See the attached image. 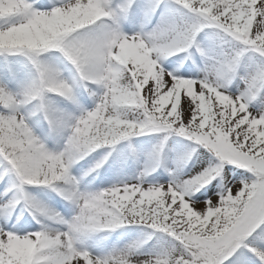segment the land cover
I'll return each mask as SVG.
<instances>
[{
    "label": "snow or ice",
    "instance_id": "snow-or-ice-1",
    "mask_svg": "<svg viewBox=\"0 0 264 264\" xmlns=\"http://www.w3.org/2000/svg\"><path fill=\"white\" fill-rule=\"evenodd\" d=\"M161 2L150 0L146 14L154 13ZM134 3L127 0L120 12L126 13ZM174 3L193 14L190 21L177 20L175 12H169L146 36H127L102 23L116 15L107 0H68L50 10H39L29 0H0V21L7 24L0 28V52L60 50L84 80L105 89L96 108L70 126L64 151L54 154L34 137L24 118L14 114L17 98L0 88V107L12 110L0 114V156L21 184H74L69 174L72 162L145 129L174 128L218 158L215 166L187 180L183 189L134 184L90 195L68 192L67 198L75 200L80 209L68 232L18 235L0 229V264H135L127 256L93 257L73 243L75 234L111 230L126 223L147 224L178 242L167 258H150L143 264H225L234 255L233 264H264V115L253 116L240 97L222 93L207 80L174 78L158 63L160 57L187 51L199 32L211 27L218 30L209 36L213 47L208 51L198 47V51L211 61V74L235 76L243 52L251 50L264 57V0ZM84 15L90 19L77 25ZM14 17L22 19L8 23ZM233 41L246 47L236 49ZM33 61L40 79L25 97H40L46 90L71 99L72 90L59 79L57 70L35 56ZM241 79L246 92L264 89V65ZM125 109L142 110L144 118H124ZM45 115L50 124L56 122L47 107ZM225 162L246 169L253 179L242 182L235 194L228 189L218 202L206 200L199 208L185 199L189 188L198 189L220 176ZM10 206L11 202L0 205ZM32 207L55 218L38 204Z\"/></svg>",
    "mask_w": 264,
    "mask_h": 264
},
{
    "label": "rangeland",
    "instance_id": "rangeland-1",
    "mask_svg": "<svg viewBox=\"0 0 264 264\" xmlns=\"http://www.w3.org/2000/svg\"><path fill=\"white\" fill-rule=\"evenodd\" d=\"M39 10H50L54 6L67 3L68 0H29ZM127 0H107L109 10L114 17L105 18L104 25L115 27L119 33L127 36L151 33L160 24L162 16L175 12V17L191 20L188 10L175 5L174 0H162L154 13L146 14L150 0H135L126 13L120 12V5ZM43 5L44 7H40ZM14 17L8 23L20 22ZM0 21V28L6 27ZM93 27H96L95 25ZM216 29L204 28L195 38L187 51L160 57V68L174 78L207 80L213 87L232 98L240 97L247 110L253 116L264 115V89L246 92L241 77L254 73L264 65V57L251 50L245 51L238 59L235 76L218 78L211 74V61L198 51V47L208 51L213 47L209 36ZM230 39V38H229ZM236 49L246 46L232 42ZM209 54H213L209 51ZM36 60L53 67L59 79L67 83L71 90V99L44 91L42 96L27 99V89L39 83V73L33 61ZM0 88L17 98L15 113L24 118L34 137L54 154L64 151L70 135L71 125L76 118L96 108L105 89L103 85L84 80L75 66L60 50H48L39 54L26 51L0 52ZM45 107L54 112L56 122L50 124L45 115ZM12 110L0 107V114ZM127 119L142 120L143 112L139 109L122 110ZM100 167H96L97 164ZM218 158L206 146L179 134L174 128L168 130L145 129L116 143L102 146L90 152L82 159L72 162L69 174L74 184L57 182L55 186L24 185L12 170L11 165L0 156V229L16 234L45 231L49 234L68 232L69 224L79 214L78 203L68 199L66 194L77 190L81 195L99 193L112 187L139 184L142 187L173 186L183 189L191 177L202 170L215 166ZM253 179L246 169L225 162L220 176L198 189L189 188L184 197L187 201L202 207V202H218L228 189L235 194L242 182ZM10 189V191H9ZM18 201V203H14ZM38 204L48 210L55 218L38 212L32 204ZM259 231V229L257 230ZM255 235V234H254ZM252 238L250 237L249 240ZM74 247L88 251L93 257L111 259L127 256L135 264H143L148 259L167 258L178 247V242L147 224L126 223L111 230H97L74 235ZM264 247V245H261ZM253 260L257 258L247 249H241ZM236 256L225 264H233Z\"/></svg>",
    "mask_w": 264,
    "mask_h": 264
},
{
    "label": "clouds",
    "instance_id": "clouds-1",
    "mask_svg": "<svg viewBox=\"0 0 264 264\" xmlns=\"http://www.w3.org/2000/svg\"><path fill=\"white\" fill-rule=\"evenodd\" d=\"M88 19H90V17L87 16V15H84V16H82L80 19H78V20L76 21V23H77V25H81V24L86 23ZM69 28H71V22H69Z\"/></svg>",
    "mask_w": 264,
    "mask_h": 264
}]
</instances>
